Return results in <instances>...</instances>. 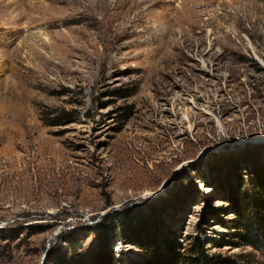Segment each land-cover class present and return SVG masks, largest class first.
Segmentation results:
<instances>
[{
	"label": "rangeland",
	"instance_id": "obj_1",
	"mask_svg": "<svg viewBox=\"0 0 264 264\" xmlns=\"http://www.w3.org/2000/svg\"><path fill=\"white\" fill-rule=\"evenodd\" d=\"M263 62L264 0H0V132L35 154L0 144V264H264Z\"/></svg>",
	"mask_w": 264,
	"mask_h": 264
},
{
	"label": "bare ground",
	"instance_id": "obj_2",
	"mask_svg": "<svg viewBox=\"0 0 264 264\" xmlns=\"http://www.w3.org/2000/svg\"><path fill=\"white\" fill-rule=\"evenodd\" d=\"M189 1V0H188ZM192 2V1H191ZM187 4V3H186ZM186 6V5H185ZM120 6L116 3L115 5L112 6V9H118ZM134 8H137L136 5L133 6ZM102 8L104 10H107V6H105V8L102 6ZM131 10V7L129 8ZM189 10V9H188ZM183 11V10H182ZM188 12V11H187ZM191 15V13H189ZM185 15V13H184ZM182 16V15H181ZM189 16V15H188ZM192 17V16H189ZM185 20V19H184ZM187 21V19H186ZM187 23V22H186ZM193 26V25H192ZM203 67V66H202ZM263 67H264V62H263ZM16 131V130H15ZM14 130H9L6 131L5 133L0 132V144L3 146L1 150H3V152H6L7 157L4 158L3 162L5 164V172H12L13 168H14V163L15 161H18L19 163H21V169L22 171H25L30 163V160L33 161V157L35 156V154H30L28 160H23L21 155H18L17 153L14 152V147L20 144V139H18L17 135L18 133L15 132ZM6 144V145H5ZM24 144V143H23ZM22 144V145H23ZM33 145V144H32ZM35 150V149H34ZM27 151V149H26ZM38 151V150H37ZM36 151V152H37ZM28 152V151H27ZM28 155V153H27ZM33 155V157H32ZM37 155V154H36ZM39 156V155H38ZM31 164V163H30ZM37 165V164H36ZM4 166V165H3ZM2 168V167H1ZM26 172V171H25Z\"/></svg>",
	"mask_w": 264,
	"mask_h": 264
},
{
	"label": "trees",
	"instance_id": "obj_3",
	"mask_svg": "<svg viewBox=\"0 0 264 264\" xmlns=\"http://www.w3.org/2000/svg\"><path fill=\"white\" fill-rule=\"evenodd\" d=\"M260 182H261V184H260V190L262 191V193H264V179L263 180H260ZM246 207H247V211H248V213L246 214L247 216L243 220L242 219L243 213L242 212H241V214L239 213V215H241V218L239 216V219H241V220H240V223L238 224L239 226H237V227H241L243 229L245 228L247 230L248 229H252L253 230V234H251V235L254 236V238H251L248 243H250L251 245L252 244L253 245H255V244H257V245L258 244L264 245V217L258 216V213H257V210L256 209L251 208V211L249 212V209L251 207L250 204H248ZM257 238L260 239V243H259V240ZM109 252H110V250H109ZM94 256L95 255H93V254H91V255L88 254L87 256H85V258L83 257V259H80V260L78 258L76 261L77 262L80 261L81 263H79V264H94L93 262L95 260L92 261V258H95ZM96 257L98 258V257H101V256L99 255V256H96ZM95 263H97V262H95ZM201 263L208 264L205 259H203L201 261Z\"/></svg>",
	"mask_w": 264,
	"mask_h": 264
}]
</instances>
